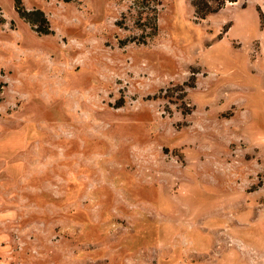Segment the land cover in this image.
Segmentation results:
<instances>
[{
  "label": "rangeland",
  "instance_id": "1",
  "mask_svg": "<svg viewBox=\"0 0 264 264\" xmlns=\"http://www.w3.org/2000/svg\"><path fill=\"white\" fill-rule=\"evenodd\" d=\"M20 2L0 264H264V0Z\"/></svg>",
  "mask_w": 264,
  "mask_h": 264
},
{
  "label": "trees",
  "instance_id": "2",
  "mask_svg": "<svg viewBox=\"0 0 264 264\" xmlns=\"http://www.w3.org/2000/svg\"><path fill=\"white\" fill-rule=\"evenodd\" d=\"M226 1L234 0H191V3L194 7L195 15L199 18L205 17L208 13L218 10ZM14 7L21 17L29 21L30 23H35L36 19L33 17V14H42L41 11L37 9L27 10L23 8L20 0H14ZM44 18V17H42ZM41 31V30H40ZM43 32H49L44 29Z\"/></svg>",
  "mask_w": 264,
  "mask_h": 264
}]
</instances>
